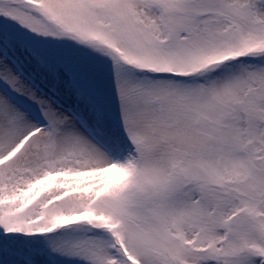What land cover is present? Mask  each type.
<instances>
[{
  "label": "snow or ice",
  "instance_id": "obj_1",
  "mask_svg": "<svg viewBox=\"0 0 264 264\" xmlns=\"http://www.w3.org/2000/svg\"><path fill=\"white\" fill-rule=\"evenodd\" d=\"M0 264H264V0H0Z\"/></svg>",
  "mask_w": 264,
  "mask_h": 264
}]
</instances>
